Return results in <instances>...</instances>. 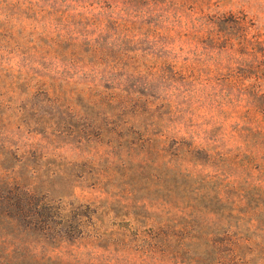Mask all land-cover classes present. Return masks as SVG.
Returning a JSON list of instances; mask_svg holds the SVG:
<instances>
[{
	"label": "rangeland",
	"instance_id": "374dc122",
	"mask_svg": "<svg viewBox=\"0 0 264 264\" xmlns=\"http://www.w3.org/2000/svg\"><path fill=\"white\" fill-rule=\"evenodd\" d=\"M163 9L162 19H147L133 30L139 35L160 30L174 39L175 56L167 62L117 49L93 53L83 40L69 42L62 64L32 28L3 22L10 30L0 38V139L19 149L17 160H9L16 170L55 174L52 195L61 210L55 227L69 234V242L48 248L54 256L85 264H196L180 245L181 237L196 235L201 225L189 209L195 203L184 181H174L167 171L202 168L183 162L173 136L218 146L233 157L246 144L256 145L261 156L248 173L264 166V115L251 109L253 100L245 95L248 87L254 94L264 91V81L257 80L264 71V47L253 57L237 56L239 63L227 69L212 24L246 19L252 35L264 41V0H196ZM99 20L91 7L67 13L71 29L93 38ZM227 28L234 49L241 50L243 29ZM64 71L71 85L58 102H48L38 91L41 84ZM3 158L0 146V163ZM233 170L248 178L243 168ZM261 228L257 243L264 264V219ZM164 236L176 237L166 247L156 240Z\"/></svg>",
	"mask_w": 264,
	"mask_h": 264
},
{
	"label": "trees",
	"instance_id": "16d2710c",
	"mask_svg": "<svg viewBox=\"0 0 264 264\" xmlns=\"http://www.w3.org/2000/svg\"><path fill=\"white\" fill-rule=\"evenodd\" d=\"M195 1L0 0V38L10 30L3 22L7 25L19 22L46 39L55 54L54 60L62 64L69 52V42L78 44L83 40L88 42L93 53L104 55L106 50L117 49L123 54L142 53L167 62L175 56L174 39L160 30L152 35H139L134 33L133 26L144 24L151 18L162 19L160 14L164 12L163 7L170 3L175 6ZM81 7L98 11L101 28L97 38L70 28L68 11ZM27 13L31 16L27 17ZM199 14L203 15L202 12ZM212 24L219 55L225 56L228 61L227 69L239 63L237 56L253 57L263 51V39L257 33L252 35L253 24L246 19L235 16L226 25L220 19ZM229 25L243 29L242 41L237 45L241 49L239 51L234 49V39L227 28ZM181 45L184 52L186 44ZM261 73L257 80L264 81V71ZM53 75L55 77H51V83H42L40 87L44 88L38 90L48 102H58L57 96L71 85L69 72ZM237 75L247 80L241 72ZM98 76L93 77L94 82ZM251 89H245V95L254 104L249 106L264 115V91L260 88L254 94ZM136 93L145 96L139 91ZM96 103H100V100L97 99L94 105ZM173 138L183 162H193L197 168H202L200 171L183 168L167 171L169 178L184 181L185 189L189 190L195 203L189 209L195 210L192 215L201 224L196 235L180 238V245L186 247L184 253H193L196 264H259L261 251L257 240L261 238L259 233L264 219V166L248 173L261 156L256 145L246 144L242 148L245 152L240 151L237 157H233V152L224 151L218 146L197 145L195 140L186 137ZM0 146L7 156L0 163V264H85L81 260L54 256L49 252L48 248L56 243L69 242V234L57 232L55 227V219L60 218L61 212L55 207L52 195L54 188L51 184L55 174L40 177L35 169L21 167L16 170L9 160L12 157L14 161L17 160L13 155L18 156L19 149L6 145L3 139H0ZM239 167L248 175L246 180H243L244 173L233 174V169ZM207 170L211 172L206 174ZM105 179L111 180L110 173ZM250 232L253 234L249 235ZM174 237L164 236L156 240L162 239L168 247ZM182 262L178 261V264Z\"/></svg>",
	"mask_w": 264,
	"mask_h": 264
}]
</instances>
